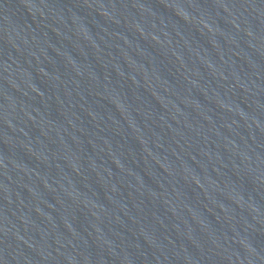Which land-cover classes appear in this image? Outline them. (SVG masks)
I'll return each instance as SVG.
<instances>
[{
	"label": "water",
	"instance_id": "1",
	"mask_svg": "<svg viewBox=\"0 0 264 264\" xmlns=\"http://www.w3.org/2000/svg\"><path fill=\"white\" fill-rule=\"evenodd\" d=\"M0 264H264V0H0Z\"/></svg>",
	"mask_w": 264,
	"mask_h": 264
}]
</instances>
